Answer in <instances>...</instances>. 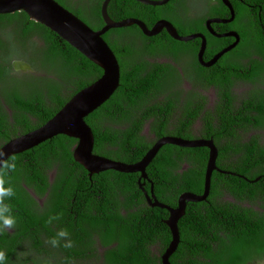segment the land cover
I'll list each match as a JSON object with an SVG mask.
<instances>
[{"label":"trees","instance_id":"obj_1","mask_svg":"<svg viewBox=\"0 0 264 264\" xmlns=\"http://www.w3.org/2000/svg\"><path fill=\"white\" fill-rule=\"evenodd\" d=\"M55 1L94 31L104 26V0ZM172 1L152 7L111 0L107 14L114 22L132 18L151 29L167 16ZM257 4L261 10L255 13L263 17L264 0ZM237 5L240 44L210 68L198 63L199 40L178 42L164 31L147 37L136 26L103 36L118 61L120 80L114 94L85 118L93 154L135 164L163 137L211 139L217 168L236 174L214 171L206 200L186 203L170 264H264V18L261 26L252 10ZM219 12L216 8L211 15ZM178 31L194 34L197 24ZM228 43L207 36L203 60ZM184 58L183 75L213 91L211 105L198 92L182 97L177 67ZM14 61L32 71L13 70ZM101 76L97 65L24 12L0 15V147L43 126ZM241 83L248 89L237 95ZM76 144L57 135L2 166L0 179L12 194L0 207L16 220L11 229L0 226L6 264H161L171 241L169 212L150 207L143 190L150 195L152 187L157 201L171 208L184 193L202 195L209 150L164 145L139 187L138 173L90 175L73 158ZM60 231L68 236L58 237ZM53 238L59 240L55 247Z\"/></svg>","mask_w":264,"mask_h":264},{"label":"water","instance_id":"obj_2","mask_svg":"<svg viewBox=\"0 0 264 264\" xmlns=\"http://www.w3.org/2000/svg\"><path fill=\"white\" fill-rule=\"evenodd\" d=\"M111 0H104L101 5V17L104 26L94 31L78 19L74 14L60 6L55 0H0V15H9L16 12H24L30 20L39 23L61 40L78 51L89 61L93 62L102 70V76L93 84L82 89L74 95L63 108L48 122L40 128L25 135L18 136L0 147V171L6 160L18 153H22L42 142L52 139L57 135H65L77 141L73 151L74 160L82 165L89 174L113 170L124 174H140L138 179L139 187H142L141 180H147L146 168L152 162L157 152L164 145H173L180 148H207L209 157L206 165L204 190L202 195L192 193L182 194L177 202L176 208H171L157 201L151 187V194L144 192V197L150 207H158L169 212V217L165 221L171 233V241L161 256V264H170L169 258L176 251L179 244L178 220L184 214L186 203H197L206 200L211 185V177L214 171L232 174L217 168L215 162L217 148L211 139L184 140L176 137H163L157 140L145 156L135 164H125L93 154L94 138L90 127L86 124L85 118L105 103L116 91L119 86L120 69L118 61L104 41L103 36L112 29L127 28L136 26L147 37L159 34L163 29L175 41L187 43L195 39L200 40L198 51V61L205 67L213 66L218 59L232 50L235 43L217 53L210 61H203V54L206 48V38L202 34H191L187 36L178 35L172 24L166 21H158L151 29L137 19H124L119 22L112 21L107 14V7ZM141 4L160 7L166 5L170 0L151 1L134 0ZM231 12V18L219 20V23H229L234 18L232 7L226 4ZM24 71H32L29 65L20 66ZM239 176V175H237ZM243 178L242 176H239Z\"/></svg>","mask_w":264,"mask_h":264},{"label":"flooded vegetation","instance_id":"obj_3","mask_svg":"<svg viewBox=\"0 0 264 264\" xmlns=\"http://www.w3.org/2000/svg\"><path fill=\"white\" fill-rule=\"evenodd\" d=\"M257 1L258 0H251V2H248V0H173L171 7H168L166 10V12L168 13L167 16L162 17V19L159 21H166V22L172 24V26L175 28L177 33L179 32L178 27L189 28L190 24H194V23L197 24V30L198 31H196L194 34H202L206 38V48H207V36L213 37L214 39H216V41H223L226 43L229 42L224 47V49L238 41L237 44L235 45V47L228 52V53H230L233 50H235L238 47V45L240 44L239 32L235 28L236 15L234 12L233 5L234 4H238L237 6L242 5L243 8L252 10V13L254 15H256V18L258 19V21L261 23V26H262L263 25L262 18H264V16L262 17V16L258 15L257 13H255V11H258V9L260 8V4H257ZM170 2H171V0L166 5H168ZM226 4H228L232 7V10L234 12V18L229 23H226V24L219 23L217 21L227 20V19L231 18L230 9ZM166 5H164V6H166ZM216 8H218L220 12L217 13V15H211L212 14L211 11H213ZM225 10L227 11V13L225 12ZM260 10L261 9H259V11ZM245 20L248 22L250 19H248L246 17ZM163 31L166 32L165 29H163L161 32L163 33ZM161 32H159V33H161ZM166 34H167V32H166ZM178 35H179V33H178ZM234 35L237 36V38H238L237 41H236V38L234 37ZM195 40H199V39H195ZM187 43H189V42H187ZM217 45L218 44L213 43V45L210 48L214 49L217 47ZM206 48H205V50H206ZM222 50L223 49H221V51ZM219 52H217V53H219ZM204 53H205V51H204ZM217 53H215V55ZM228 53H226V54H228ZM226 54H224V55H226ZM197 59H198V57H197ZM220 59H218V60H220ZM254 59H257V58L254 57ZM210 60H203V61L208 62ZM236 60L238 62H241L244 64H247V62H248V60H244L243 58H238ZM163 62H166V60H163ZM15 63H18V64L22 63L23 64L24 62L23 61H14L12 63L13 70L20 72V73L29 72V71H24V69L16 70L15 69ZM185 63L188 64L186 58H184V61H181L179 64V67H177L179 73L181 74V81H180L181 85H180V88H178V90L183 91L182 97H185L187 95H191V93H194V92L195 93H197V92L201 93L202 95H203V93L205 94L206 92H208V91H205L204 89H202L201 87H198V86L192 84L190 82V77L186 78L183 75L181 68L185 67L184 66ZM198 63H199V61H198ZM199 65L202 66L200 63H199ZM173 66L175 67L174 64H173ZM186 71H188V73H189L188 67H187ZM189 76H190V74H189ZM241 85H245V83H241ZM211 93H213V91ZM204 97H206V96H204ZM211 99H213V97ZM98 251L102 255L104 252V249L99 247ZM100 261H101V258H100Z\"/></svg>","mask_w":264,"mask_h":264},{"label":"clouds","instance_id":"obj_4","mask_svg":"<svg viewBox=\"0 0 264 264\" xmlns=\"http://www.w3.org/2000/svg\"><path fill=\"white\" fill-rule=\"evenodd\" d=\"M12 194V190L10 188L4 187V181L3 179H0V201L6 196H10ZM10 210L6 206L0 207V226L4 228L11 229L14 227L16 220L11 214L9 213ZM60 238H66L68 236V233L66 231H60L57 234ZM50 243L53 247L57 246L59 243V240L57 238H53ZM7 258L3 251H0V264H6Z\"/></svg>","mask_w":264,"mask_h":264},{"label":"rangeland","instance_id":"obj_5","mask_svg":"<svg viewBox=\"0 0 264 264\" xmlns=\"http://www.w3.org/2000/svg\"><path fill=\"white\" fill-rule=\"evenodd\" d=\"M23 65H27L26 63H20V64H18V63H15V69L16 70H21L22 68H20V66H23ZM246 89H248V86L247 85H241V84H238L237 86H236V89H235V93L237 94V95H241V94H245V90ZM184 90V89H183ZM203 96H206V97H208V100H209V104L211 105V98L213 97V95H212V93H211V91H208V92H206L205 94L203 93ZM199 127V124H196L195 125V128H198ZM145 133H147V131H145ZM252 134H254V133H252ZM227 201H229V202H231V200L229 199H226ZM255 264H263V262H256Z\"/></svg>","mask_w":264,"mask_h":264}]
</instances>
